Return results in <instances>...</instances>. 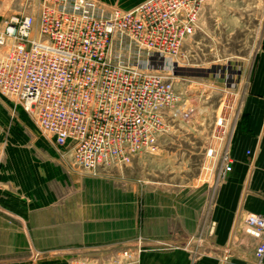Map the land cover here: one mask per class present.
I'll return each mask as SVG.
<instances>
[{"label": "rangeland", "instance_id": "obj_1", "mask_svg": "<svg viewBox=\"0 0 264 264\" xmlns=\"http://www.w3.org/2000/svg\"><path fill=\"white\" fill-rule=\"evenodd\" d=\"M91 1L126 11V34L132 24L144 41L138 53L126 50V100L85 104L99 116L91 111L78 146L82 162H91L79 165L80 140L56 145L0 90V264H139L146 250L201 253L203 222L250 188L230 150L250 65L264 44V0H168L149 13L150 0ZM41 2L0 0V33L23 16L33 17V32L42 30ZM166 12L177 14L174 28ZM185 25L191 31L178 40ZM173 206L179 238L145 245ZM189 222L196 232L187 236Z\"/></svg>", "mask_w": 264, "mask_h": 264}, {"label": "built area", "instance_id": "obj_2", "mask_svg": "<svg viewBox=\"0 0 264 264\" xmlns=\"http://www.w3.org/2000/svg\"><path fill=\"white\" fill-rule=\"evenodd\" d=\"M167 1L150 0L144 7L149 13L151 7ZM41 5L44 26L38 33L33 32L32 16L9 20L0 33V47H7L0 58V90L23 104L40 129L63 146L68 140L82 138L89 129L91 111L93 117L99 116L97 108L85 107L87 102L95 107L96 101L99 106L101 100H126V50L133 48L138 53L136 46L140 48L144 41H138L132 24L126 34V11L105 9L91 0H42ZM50 7L55 13H48ZM176 17V13L166 12L164 21L174 28ZM184 28L176 36L178 40L191 31V26ZM160 51L166 53L169 48L162 45ZM77 144L75 162H91H82L81 140ZM245 224L247 232L257 239L253 258L255 264H261L264 216L248 215ZM83 262L72 264H90Z\"/></svg>", "mask_w": 264, "mask_h": 264}, {"label": "crops", "instance_id": "obj_3", "mask_svg": "<svg viewBox=\"0 0 264 264\" xmlns=\"http://www.w3.org/2000/svg\"><path fill=\"white\" fill-rule=\"evenodd\" d=\"M230 158L240 171L238 180H249L250 188L242 189L235 206L219 204L212 212L214 220L203 222L198 235L206 244L203 252L146 250L139 264H250L257 241L245 232L246 224L240 220L244 215L264 216V44L250 65L242 112L233 129ZM172 209L170 221H160L161 232L145 236V245L171 246L179 238V222L173 216L174 206ZM234 216L238 220L233 221ZM195 232L194 222H189L187 236Z\"/></svg>", "mask_w": 264, "mask_h": 264}]
</instances>
